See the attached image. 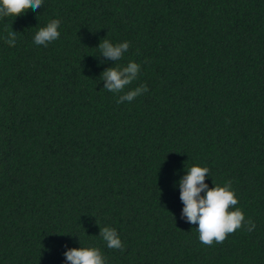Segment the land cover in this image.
Returning a JSON list of instances; mask_svg holds the SVG:
<instances>
[{
  "label": "trees",
  "instance_id": "1",
  "mask_svg": "<svg viewBox=\"0 0 264 264\" xmlns=\"http://www.w3.org/2000/svg\"><path fill=\"white\" fill-rule=\"evenodd\" d=\"M53 19L60 38L36 45ZM105 39L130 42L121 60ZM130 61L137 79L109 92L103 73ZM196 165L232 181L253 231L200 242L179 186ZM90 246L107 264H264V0H43L0 18V264Z\"/></svg>",
  "mask_w": 264,
  "mask_h": 264
},
{
  "label": "clouds",
  "instance_id": "2",
  "mask_svg": "<svg viewBox=\"0 0 264 264\" xmlns=\"http://www.w3.org/2000/svg\"><path fill=\"white\" fill-rule=\"evenodd\" d=\"M43 0H0V18L14 16L19 17L29 9L36 11L41 8ZM61 20L53 19L45 27L39 29L34 36L36 45L48 46L60 38ZM7 36L5 42L14 47L17 32L13 28L5 29ZM130 42L113 44L108 39L103 40L99 49L104 57L119 61L128 51ZM141 65L136 61H130L127 66L109 68L103 73L102 79L105 88L109 92L122 93L124 89L135 81L140 73ZM148 91L146 84L125 92L119 97L117 103L131 102L134 98ZM210 169L199 165L192 166L187 175L180 180V199L183 201V217L192 225H198L199 240L206 246L214 243H223L228 234L235 233L238 229L247 226L249 232L256 227L251 219L246 220L245 213L236 207L238 197L232 186V181H227L221 186L214 183L209 187L205 183ZM204 193V195H201ZM100 237L106 242L108 248L124 249L120 235L115 228L103 227ZM70 264H107L106 257L99 247L71 248L65 253Z\"/></svg>",
  "mask_w": 264,
  "mask_h": 264
}]
</instances>
